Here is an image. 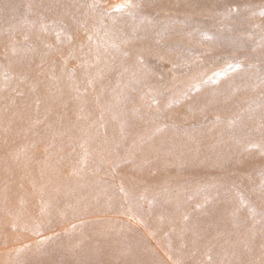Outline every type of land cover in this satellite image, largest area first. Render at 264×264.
Returning <instances> with one entry per match:
<instances>
[{"label": "rangeland", "instance_id": "374dc122", "mask_svg": "<svg viewBox=\"0 0 264 264\" xmlns=\"http://www.w3.org/2000/svg\"><path fill=\"white\" fill-rule=\"evenodd\" d=\"M228 210L264 264V0H0V264H194Z\"/></svg>", "mask_w": 264, "mask_h": 264}, {"label": "bare ground", "instance_id": "6f19581e", "mask_svg": "<svg viewBox=\"0 0 264 264\" xmlns=\"http://www.w3.org/2000/svg\"><path fill=\"white\" fill-rule=\"evenodd\" d=\"M69 23V22H68ZM244 154V152H242ZM242 153H240V156L242 157ZM243 158V157H242ZM240 157H238V159L236 160V164H238V167L240 168V171H242L243 169V162L241 163V165H239L240 162ZM228 217L231 216V219L229 220L227 217L224 221V223L222 224V226L220 225L218 229L221 230L220 233L218 234H210L215 230H212L211 232H209L207 234V237H204V239L201 240V244L203 245V247L201 248L200 251H198L195 254V259H194V264H203L201 263V261L199 262V256L202 257H210L213 260V262H215V264H238L234 263L232 261V255L234 252H239V250H235L234 249V243L231 239V237H229V230H231L233 227H235L236 223H234L232 220L235 219L237 216L235 215V211H227L226 212ZM189 228H187L186 231H189L190 233L194 231H199V229L197 227H195V225L189 224ZM249 228V227H248ZM248 231V229L244 230V233H246ZM224 232L227 235H224ZM220 236V237H219ZM176 240V239H175ZM174 242V241H173ZM199 243L200 240L197 241H193L192 243ZM176 243V242H175ZM133 244L131 243L129 246H127L123 251H122V255H115L113 256V259H111L112 261L110 262L111 264H132V262L126 260L125 258H127V253L130 250L131 246ZM235 250V251H234ZM148 256V255H147ZM146 256V257H147ZM157 257H155V255H153L152 253L149 254V256L147 257V261L146 263L143 264H155ZM104 260V259H103ZM198 261V262H196ZM84 261H75V263L73 264H81ZM88 264H98L99 262H97V259H93L92 261H88Z\"/></svg>", "mask_w": 264, "mask_h": 264}]
</instances>
